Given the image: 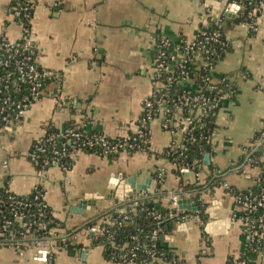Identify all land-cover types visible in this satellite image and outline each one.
I'll return each instance as SVG.
<instances>
[{
    "label": "crops",
    "instance_id": "1",
    "mask_svg": "<svg viewBox=\"0 0 264 264\" xmlns=\"http://www.w3.org/2000/svg\"><path fill=\"white\" fill-rule=\"evenodd\" d=\"M13 0H0V35L9 41L21 37V26L6 8ZM32 6L31 38L38 63L60 73L46 94L34 101L12 133L0 138V185L17 195L28 194L36 185L60 226L63 235H75V247L55 252L53 264H126L105 256L87 225L103 212L114 209L125 197L118 190L127 177L144 184L138 194L168 209L167 191L182 182H193L189 173L177 176L163 151L174 136L161 127V118L149 125L151 146L146 152L107 156L94 151L77 155L67 170L51 166L37 171L26 153L48 126L67 124L121 137L134 129L144 96L151 90L152 54L158 33L172 39L191 38L201 24L208 0H28ZM223 7L226 0H219ZM258 30L227 19L223 34L228 48L215 65V77H227L231 88L213 118V160L203 167L200 184L209 173H222V181L205 185L198 200L203 204L200 224L188 219L172 222L162 241L172 257L163 264H227L229 258L245 257L248 264H264V252L247 243L242 221L234 217L237 204L231 191L256 184L259 167L247 162L244 147L264 130V14ZM60 94L57 102L53 94ZM210 148V149H211ZM6 162V165H4ZM165 173L157 179V169ZM212 167V168H209ZM225 170V171H224ZM118 184L112 188L113 175ZM137 195L136 189H130ZM194 195H188L195 203ZM86 203L82 206V201ZM196 205V204H195ZM190 211L193 209L184 208ZM45 253L30 247L19 254L0 247V264H45Z\"/></svg>",
    "mask_w": 264,
    "mask_h": 264
},
{
    "label": "built area",
    "instance_id": "2",
    "mask_svg": "<svg viewBox=\"0 0 264 264\" xmlns=\"http://www.w3.org/2000/svg\"><path fill=\"white\" fill-rule=\"evenodd\" d=\"M30 4L32 7L33 4ZM219 4L220 1H207L201 24L191 38L180 36L172 39L162 33L156 35L150 74L152 87L142 100L141 113L130 133L121 137H109L72 125L57 131L45 130L43 135L31 143L26 153L37 171L51 166L67 170L84 149H92L107 156L121 152H146L151 146L150 122L160 117L161 127L174 136L163 151L166 156L172 157L169 162L174 172L177 176L189 173L193 182L200 183L203 167L214 158L210 146L215 130L212 128L210 133L204 134L203 128L207 123L213 124L211 118L232 84L227 77H215L217 60L228 48V41L223 34L225 21L233 19L249 31H257L258 19L264 14V0H226L223 7ZM28 9L29 6L10 4L6 13L20 24L21 37L16 41H9L0 35V138L5 133H12L30 105L46 94L45 81L58 82L60 79L59 72L43 67L37 61L31 38L30 18L27 21L23 18L27 17V12H23ZM53 97L57 102L60 101L58 92ZM191 145L198 147V156L188 160L186 150ZM250 148H259L262 152L258 159L259 187L255 193L231 191L238 211L234 217L242 221L248 245L253 250L264 252V130L244 147V152H248ZM46 150H49L50 155L40 158V153ZM205 155L208 163H205ZM249 160L251 163L254 161ZM164 173L165 169L159 167L157 179H161ZM220 184L230 188L224 181ZM28 194H32V197L27 198ZM28 194L0 191V247L14 248L19 254L34 247L40 252L44 251L45 264H53L55 252L69 248L76 237L57 231L60 224L49 208L40 186L36 185ZM188 195L192 198L195 192L186 191L181 186L167 191L168 209L164 214L157 213L148 233L131 232L126 241L116 244L112 240L114 232H109L107 237L113 248L109 258L126 264H163V253L159 251L157 240L161 234L166 240H172L171 236H167L168 231L163 229V223L170 220L181 224L188 219H193L198 224L202 222L197 205L193 211L179 205V200ZM146 196V192L125 195L121 202L129 201L127 208L117 209L116 215L99 219L90 226L93 236L99 237L102 232L108 231L109 226L121 227L124 221L131 219L136 206L142 203L139 198ZM194 200L196 201L195 197ZM30 207L34 210H30ZM145 210L149 211L147 207ZM47 214L49 219H40ZM235 264H245V261L236 259Z\"/></svg>",
    "mask_w": 264,
    "mask_h": 264
},
{
    "label": "trees",
    "instance_id": "3",
    "mask_svg": "<svg viewBox=\"0 0 264 264\" xmlns=\"http://www.w3.org/2000/svg\"><path fill=\"white\" fill-rule=\"evenodd\" d=\"M21 5V6H29V9L24 13L27 12V17L23 16V18L27 21L28 18L31 17L32 14V7L30 6V2H28V0H13L11 3V6H15V5ZM236 22V21H235ZM224 53H221L219 59L217 60V62L223 57ZM50 83V81L48 82L45 81L44 85H48ZM47 87V86H46ZM214 118V117H213ZM213 118H211V121H213ZM212 123H207L204 128V134L205 133H210V130H212L213 128V124ZM70 124H67V126ZM47 131H57L56 128L48 126L46 128ZM261 131H259L257 134H255L254 138H256L258 136V134ZM90 133H95V131H90ZM202 149H205L204 147ZM250 148L248 153V159L247 162L249 164H251L252 166H260V162L258 161L259 157L262 155L261 150L257 149H253ZM84 151H93L92 149H84ZM49 150H46L43 153H40V158L44 157V156H49ZM186 155H187V159L190 160L191 158L197 157L198 156V147H196L195 145H191L190 148H188L186 150ZM108 156H113V155H108ZM164 158H166V160L170 161V159L172 158L171 156H166L165 153H163ZM249 159H253L254 161L251 163V161ZM250 161V162H249ZM212 168V167H209ZM225 171V170H224ZM222 173L223 171L220 172H211L209 173L208 177L206 178L205 182L200 184V183H196V182H192V183H188V184H183L182 182L180 183L181 187L189 192H195V199H196V205L197 208L199 209V214L202 220H204V216H203V204H201V201L198 200V195L199 192L203 190L204 186H214L217 185L218 183H220L222 180ZM259 187V182H258V177L256 180V184L247 190H243L242 193H248V192H252L255 193L258 190ZM4 190H9L6 186V184L0 185V191H4ZM236 191V190H235ZM238 191V190H237ZM6 195V194H5ZM27 198H31L32 194H28L26 195ZM139 201L142 202L141 204H139L138 206H136V209L134 212L131 213V219L124 221L123 225L121 227H116V226H109L108 231H104L102 232V234L97 237V238H93L92 239V244H100L103 247L104 250V254L106 257L109 258L111 251H113V248L110 247V242L108 240V234L109 232H114V239H112L114 241V243H121L122 241H126L127 240V236L129 233L131 232H137V233H141V234H145L148 233V231H150V229L153 227L155 219L154 217L157 215V213L159 214H164L166 212L167 209H165L164 207L160 206L158 202H154L151 198L148 197H140ZM129 201H123L121 203H119L116 207H114V209H111L109 211L103 212L102 214H99L97 217H95L94 219H92L90 222H88V226H92L93 224H95L99 219H108L109 217H111L112 215H116L117 209L120 208H127ZM146 207L149 209V211L145 210ZM30 210H34L33 207H30ZM40 219L46 220L49 219V215L47 214L46 216H41ZM172 222L170 220H166L163 223V229L164 227H167V230L170 231L172 229ZM137 228V229H136ZM158 244H159V251H161L163 253V258H165V260H167L169 257H172V253L170 250H168L166 248V245L164 244V242L161 239L157 240ZM78 245L72 244L69 245V248L75 247ZM239 259L245 261V264H248L247 260L245 259V257H240ZM227 264H235V259L229 258L227 261Z\"/></svg>",
    "mask_w": 264,
    "mask_h": 264
},
{
    "label": "water",
    "instance_id": "4",
    "mask_svg": "<svg viewBox=\"0 0 264 264\" xmlns=\"http://www.w3.org/2000/svg\"><path fill=\"white\" fill-rule=\"evenodd\" d=\"M209 1V0H208ZM210 1H219V0H210ZM230 16V15H228ZM256 149V148H255ZM259 149V148H258ZM260 150V149H259ZM205 163H208L207 161V155H205ZM120 177V175L118 174H115L113 175V177L111 178L110 180V183L112 185V188H115L118 184V178ZM149 181V179H147L145 181L144 184H136L134 183V178L133 177H127L125 179H123L121 182H123V184H119L118 186V190L120 189L121 191V194L122 192H125V194L127 195H131V190L130 189H133L135 188L136 189V194H138L139 190L140 189H146L147 188V182ZM86 199H84L82 201V206L86 203ZM179 205L182 207V208H189V209H193L195 210L196 209V205L195 203H191L190 199L189 198H182L179 200ZM164 230L167 231V227H164ZM161 240L164 238V235L161 234L160 237H159Z\"/></svg>",
    "mask_w": 264,
    "mask_h": 264
}]
</instances>
